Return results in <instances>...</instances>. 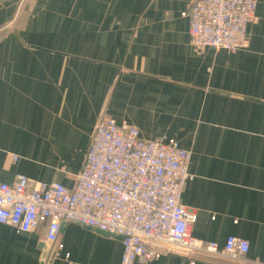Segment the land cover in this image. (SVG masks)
Wrapping results in <instances>:
<instances>
[{
	"label": "crops",
	"instance_id": "1",
	"mask_svg": "<svg viewBox=\"0 0 264 264\" xmlns=\"http://www.w3.org/2000/svg\"><path fill=\"white\" fill-rule=\"evenodd\" d=\"M191 2L1 0L0 181L74 186L108 115L190 152L180 202L194 238L248 242L241 261L195 264H264V0L235 52L191 43ZM45 233L0 224V264H41ZM57 244L45 264L120 263L122 240L87 226L62 223ZM191 260L170 252L135 264Z\"/></svg>",
	"mask_w": 264,
	"mask_h": 264
},
{
	"label": "built area",
	"instance_id": "2",
	"mask_svg": "<svg viewBox=\"0 0 264 264\" xmlns=\"http://www.w3.org/2000/svg\"><path fill=\"white\" fill-rule=\"evenodd\" d=\"M255 9L256 0H192L184 13L191 43L230 52L246 47ZM189 160L190 152L175 139L144 140L134 125L102 115L74 186L23 174L0 181V224L24 232L44 225L45 242L57 248L65 222L121 236L119 264L147 263L170 252L189 255L190 264L197 258L241 261L249 249L246 240L229 236L220 249L191 235L195 216L180 202L193 178Z\"/></svg>",
	"mask_w": 264,
	"mask_h": 264
},
{
	"label": "water",
	"instance_id": "3",
	"mask_svg": "<svg viewBox=\"0 0 264 264\" xmlns=\"http://www.w3.org/2000/svg\"><path fill=\"white\" fill-rule=\"evenodd\" d=\"M1 1V0H0ZM97 230V229H96ZM99 231V230H98ZM101 233H106V234H111V233H108V232H103V231H100ZM111 235H114V234H111ZM114 236H117L119 239L122 240V237L121 236H118V235H114ZM49 243L47 245L45 244H42V250H43V254H42V263L41 264H44L45 261L48 260V258L50 257V248H49Z\"/></svg>",
	"mask_w": 264,
	"mask_h": 264
},
{
	"label": "rangeland",
	"instance_id": "4",
	"mask_svg": "<svg viewBox=\"0 0 264 264\" xmlns=\"http://www.w3.org/2000/svg\"><path fill=\"white\" fill-rule=\"evenodd\" d=\"M122 124V123H121ZM128 124V123H127Z\"/></svg>",
	"mask_w": 264,
	"mask_h": 264
}]
</instances>
